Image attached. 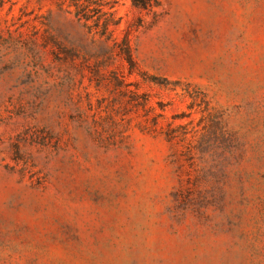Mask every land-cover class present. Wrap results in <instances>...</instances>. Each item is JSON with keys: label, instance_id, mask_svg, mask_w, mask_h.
Returning a JSON list of instances; mask_svg holds the SVG:
<instances>
[{"label": "rangeland", "instance_id": "obj_1", "mask_svg": "<svg viewBox=\"0 0 264 264\" xmlns=\"http://www.w3.org/2000/svg\"><path fill=\"white\" fill-rule=\"evenodd\" d=\"M115 13L0 0V264H264V0Z\"/></svg>", "mask_w": 264, "mask_h": 264}, {"label": "trees", "instance_id": "obj_2", "mask_svg": "<svg viewBox=\"0 0 264 264\" xmlns=\"http://www.w3.org/2000/svg\"><path fill=\"white\" fill-rule=\"evenodd\" d=\"M140 9L150 11L159 5V0H130ZM117 0H59V7L69 10L77 19L82 20L90 29L105 37L118 28L120 18L116 16ZM124 57L129 65L133 67V59L127 41L120 43Z\"/></svg>", "mask_w": 264, "mask_h": 264}]
</instances>
